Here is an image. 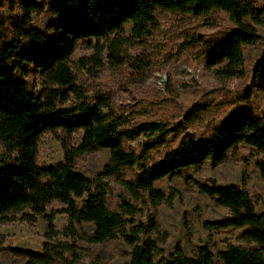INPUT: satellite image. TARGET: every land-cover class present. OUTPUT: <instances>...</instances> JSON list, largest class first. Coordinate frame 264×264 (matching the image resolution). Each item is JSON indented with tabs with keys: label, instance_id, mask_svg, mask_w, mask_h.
Masks as SVG:
<instances>
[{
	"label": "trees",
	"instance_id": "1",
	"mask_svg": "<svg viewBox=\"0 0 264 264\" xmlns=\"http://www.w3.org/2000/svg\"><path fill=\"white\" fill-rule=\"evenodd\" d=\"M23 14L7 29L0 15V223L42 218L51 233L53 203L67 217L68 228L82 223L92 226L89 242L103 244L122 241L129 259L122 264H213V254L201 246L187 256L180 246L166 254L159 248L157 223L152 215L137 222V204L157 206L164 201L155 184L187 168L208 161L216 166L231 152L245 146L259 157L256 165L264 178V122L245 111L223 126H216L201 141L185 133L183 123L174 128L162 121L144 120L134 124L117 112L110 98L82 93L70 66L78 40L107 41L132 24V37L142 38L154 25L156 10L209 16L225 13L233 29L218 39L201 38L203 57L210 67L220 66L227 77L234 76L244 62V48L259 41L256 29L245 21L264 26V3L258 0H19ZM47 8L53 15L49 33L31 23V15ZM117 43L100 46L95 60L100 66L104 50L107 59L119 58ZM31 69L39 74V92L27 87ZM253 86L264 94V53L251 77ZM187 112V116L193 114ZM61 131L68 135L81 131L79 143L63 144V159L40 166L38 140L45 133ZM180 134L175 146L167 141ZM135 143V145H132ZM104 149L109 159L94 178L75 170L79 158ZM119 185L118 204L111 202V185ZM202 195L227 210L225 218L207 223L210 230H243L240 245H227L216 254L220 264H264V206L258 212L249 193L240 186H205L197 183ZM80 208L76 199H82ZM170 201V200H169ZM169 201H167L169 203ZM163 242V239L160 238ZM44 242L34 253L26 252V264H53L69 249ZM68 250V251H66ZM72 254V253H71Z\"/></svg>",
	"mask_w": 264,
	"mask_h": 264
},
{
	"label": "rangeland",
	"instance_id": "2",
	"mask_svg": "<svg viewBox=\"0 0 264 264\" xmlns=\"http://www.w3.org/2000/svg\"><path fill=\"white\" fill-rule=\"evenodd\" d=\"M258 1L264 3V0ZM22 14L19 0H0V15L5 19L8 30L12 29L11 22L19 21ZM52 19L53 15L44 7L31 15L32 25L43 33H49ZM245 22L256 29L260 38L255 46L244 48L243 65L234 76L224 75L220 66H208L201 42H191L200 38L203 41L215 40L232 30L233 24L223 12L195 17L157 9L154 25L142 38L134 39L132 24H126L107 41L78 40L70 57V66L82 93L109 97L112 107L126 114L131 124L154 120L179 128L183 123L185 130L180 128L179 133L185 131L199 142L206 139L216 126H223L245 111H251L264 122V94L251 82L252 72L264 53V26L248 20ZM110 40L117 43L118 60H108L106 50L100 66L95 64V60H86L97 57L99 47ZM27 87L35 92L42 88L40 76L34 69L27 75ZM190 110L194 112L187 116ZM180 134L167 138L170 146L177 144ZM81 135V131L70 135L61 131L41 135L38 164L48 166L60 162L63 144L74 147ZM3 152L0 143V158ZM258 158L251 149L239 146L219 165L206 161L199 167L187 168L176 176L160 180L155 188L164 201L157 206L137 204L140 212L135 220L145 222L149 215L153 216L159 229L154 238L159 240L158 246L166 254L177 245L187 256L198 247L207 246L213 254V264H220L217 252L227 245L242 244L243 230L209 229L207 223L225 218L228 212L202 195L197 183L243 187L256 210L262 212L264 178L256 165ZM108 159L109 152L100 149L79 158L75 170L94 178ZM110 193L112 204L117 205L122 190L115 182ZM82 201L83 198L76 199L78 208ZM61 207L53 203L46 211L47 214H55L54 233L49 231L42 218L21 220L22 214H28L25 211L19 213L14 221L0 223V264H26L24 253L39 251L44 242L50 246L61 244L59 247L69 249L62 260L53 264H122L129 259V249L122 241L90 243V224L68 228L66 215L58 213Z\"/></svg>",
	"mask_w": 264,
	"mask_h": 264
}]
</instances>
